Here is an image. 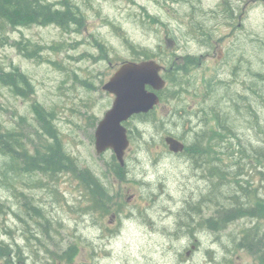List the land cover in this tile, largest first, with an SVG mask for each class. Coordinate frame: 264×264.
Returning <instances> with one entry per match:
<instances>
[{
	"label": "rangeland",
	"instance_id": "1",
	"mask_svg": "<svg viewBox=\"0 0 264 264\" xmlns=\"http://www.w3.org/2000/svg\"><path fill=\"white\" fill-rule=\"evenodd\" d=\"M48 1L70 13L67 30L53 22L3 24L0 73H21L33 91L15 93L0 82V123L16 131L35 157L58 154V135L77 169L99 178L110 201L103 210L92 209L72 172L5 178L0 155V242L17 245L27 264H58L53 253L72 244L77 254L69 264H264V0H233L234 15L223 7L232 0ZM130 44L165 64L173 51L191 57L181 71L170 66L168 77L176 73L183 84L178 95L167 93L151 118L125 125L131 140L121 180L111 172L113 154H96L94 132L113 101L102 86L121 62L131 60ZM233 48L244 54L243 61ZM219 51L227 59L218 61ZM248 66L254 79L243 73ZM243 84H254V94ZM166 86L173 91L172 84ZM211 108L231 111L228 129L214 132L213 150L170 155L163 143L167 134L184 140L187 135L188 144L218 127ZM46 114L56 131H46ZM210 163L224 171L218 181L208 177ZM238 167L243 175L228 176ZM244 181L253 193L236 187ZM208 194L224 203L223 210L239 207L245 213L223 223L215 206L205 209L196 216L197 237L185 238V228L175 221H185L184 208ZM26 202L40 207L42 217L27 212ZM44 217L51 222L47 233L39 226ZM206 218L217 219L219 234L231 241L210 237L198 225ZM210 247L216 257L207 253ZM16 255H0V264H17Z\"/></svg>",
	"mask_w": 264,
	"mask_h": 264
},
{
	"label": "trees",
	"instance_id": "2",
	"mask_svg": "<svg viewBox=\"0 0 264 264\" xmlns=\"http://www.w3.org/2000/svg\"><path fill=\"white\" fill-rule=\"evenodd\" d=\"M69 15V12L61 13L58 11H53L51 7L48 4L43 3L42 0H0V33H2L1 31L3 30V24L12 26L13 28H17V26L20 25L25 26L37 22H41L44 24L53 22L56 25H59L63 30H67L65 18H67ZM132 49L133 52H137L134 47H132ZM140 54L142 53H136L138 57L140 56ZM0 82L4 85L9 86L15 93L21 92L27 87H29L30 90L33 91L32 86L29 84L27 78L17 71H13L11 73H0ZM178 90L179 88L171 92H165L168 93V96L175 97L178 95ZM165 92L160 93L162 100L164 99ZM21 94L24 93L21 92ZM39 109L40 108L38 106L34 107L35 111ZM211 109L213 111V114L215 115V118L216 116L218 117L219 110H217L216 108ZM52 118L53 117L51 115L48 116L46 114L44 116V121L48 124V128L46 131H56L53 125ZM213 131L216 132L217 130L214 129ZM207 137L212 139L214 136L203 134L201 139L194 141V143L189 142L185 149L186 153L191 154V156L193 157L196 154L198 155L203 152L209 154L210 150H207V147L213 150V145L209 140L206 143ZM54 138H56L55 135ZM55 143L60 149V151H58L59 156H61L60 158L58 157L57 152H54L52 155L47 154L46 158H42L40 155H37V157H35L33 154L29 155V152L26 149L25 144L21 142L18 133L16 131L9 130L3 127V125L0 123V155L6 159L3 167L1 168V171L4 173V177L7 178L8 176H11L12 178L18 179L21 174H28L29 172H42L47 175L49 174V176L53 178L57 173L61 174V172H72L78 179L83 182L81 184L84 189L85 198L90 197L91 208L103 210V208L105 207V203L110 201V199L104 198L105 192L103 189V183H101L99 178H97L89 169H77V166L74 164L72 158L66 151H64L58 135L57 141ZM60 147L62 148V150ZM113 161L114 164L111 167L112 174L121 180L125 179L124 168L120 167L115 162L114 157ZM211 162L214 161L211 160ZM205 170L208 172L209 179L213 177L216 178L217 181L222 177V173H224V171L221 170L218 164L215 165L212 163L207 165ZM236 187L238 186L236 185ZM217 190V188H213L212 192L214 193ZM241 190L245 191V189L243 188H241ZM208 200H211L210 197H208ZM25 208L27 209V212L34 211L36 215L42 217L39 210L40 207L26 202ZM216 210L218 218L222 220L221 210L218 207H216ZM239 213L244 214L245 212L240 211L239 207L235 208V215H239ZM209 221L218 222L217 219L210 218L207 220L208 226ZM39 226L44 230L45 233H47V230L51 226V222L48 218L44 217L43 219H41V223H39ZM6 232L9 233V231ZM245 243L246 242L244 241L242 244ZM14 248L15 249H13L9 244L0 242V255L6 258L9 257L11 253H15L17 254V264H26L24 263V258L19 247L17 245H14ZM13 250L16 251L14 252ZM53 254L55 255V259L53 258L54 260H58L59 262L71 263L73 258L77 254V250L75 244H72L69 245L65 250Z\"/></svg>",
	"mask_w": 264,
	"mask_h": 264
},
{
	"label": "water",
	"instance_id": "3",
	"mask_svg": "<svg viewBox=\"0 0 264 264\" xmlns=\"http://www.w3.org/2000/svg\"><path fill=\"white\" fill-rule=\"evenodd\" d=\"M160 69L152 61L125 62L102 86V90L113 95L114 100L95 129L94 148L98 155L111 150L123 165L129 141L122 123L133 115L148 113L158 104L159 99L154 91L161 90L165 84L159 76ZM146 87L153 91H148ZM165 141L173 153L183 149V145L173 138L168 137Z\"/></svg>",
	"mask_w": 264,
	"mask_h": 264
},
{
	"label": "bare ground",
	"instance_id": "4",
	"mask_svg": "<svg viewBox=\"0 0 264 264\" xmlns=\"http://www.w3.org/2000/svg\"><path fill=\"white\" fill-rule=\"evenodd\" d=\"M209 196H210V194H208V197ZM210 199L211 200H208V198H207L205 201L203 199H201V200L198 199V201H196V202L201 203V204H196V203H195L196 205L195 204H192L193 206H195V209H190V206H192V205L189 204L188 207L186 206L184 208V209H188L189 210V211L186 210V213H188V215L186 216L185 221H182V219H178V218H177V222L175 221L176 226L177 225H180L181 227H184L185 228L184 230L187 233V235H186L185 238L197 237V234H196V230H197V228H196V226H197L196 225V221L198 220L199 216L201 215L199 213H202V211L205 210V209H209V208H212V207L214 208V206L215 207H218L221 210V213H222V221H223V223H229V222L233 223L234 221H236L235 219L237 218V216L235 215V207H232L233 208L232 211H231V209H225V210H223L224 203H222L219 198L216 201H214L213 198H211V197H210ZM226 199H227V202L228 203L230 201H233V197L232 196H228ZM206 206H209V207H206ZM197 215H199V216L196 219V216ZM206 219H208V218H206ZM206 230L208 231V235L210 234L211 235L210 237L214 238L216 242H219L221 240L222 241L223 240L224 241L225 240L231 241L230 239H226V237L223 234H219L221 232H219L220 230L217 227V222L216 221H213V222H210L209 221V226H208V229H206ZM215 241L213 242V246L216 243ZM206 251L209 254H211V253L214 252L213 254L215 256L216 251L214 249H212L211 247L208 250H206ZM211 256L213 257V255H211Z\"/></svg>",
	"mask_w": 264,
	"mask_h": 264
},
{
	"label": "flooded vegetation",
	"instance_id": "5",
	"mask_svg": "<svg viewBox=\"0 0 264 264\" xmlns=\"http://www.w3.org/2000/svg\"><path fill=\"white\" fill-rule=\"evenodd\" d=\"M223 5H226L228 8H229V10L230 11H232V13H233V15L235 14V10H234V8H233V0H232V2H223ZM226 15L225 16H227V12L225 13ZM232 53H234V54H239V53H237V52H235V49L233 48L232 49ZM218 54H219V56H218V61H222V59H227L226 57H225V54H223V53H221V51H219L218 52ZM227 55V54H226ZM228 56V55H227ZM244 56V54L242 53L241 55H238V58L236 59L237 61H243V57ZM182 60V58H174L173 59V61H181ZM247 61H249V60H247ZM234 63V62H233ZM232 63V64H233ZM225 66V65H224ZM231 72H232V70H231ZM243 73L246 75V76H250L249 78H251V79H254L255 78V76H254V73L252 72V70L250 69V67L248 66L246 69H243ZM261 78H263L262 80H263V82H264V77H261ZM243 86H244V88H245V90L246 91H250L252 94H254V91H255V85L253 84V85H245V84H243ZM242 86V87H243ZM218 127L219 128H221V129H223L225 126H228V123H227V121H226V119L224 118V117H221L220 118V121H219V123H218ZM245 182V181H244ZM248 189L250 190L251 188L250 187H248ZM255 191V190H254ZM244 192V191H243ZM245 193V192H244ZM250 193H252V192H248V194H250ZM194 203H196V204H201V203H198V202H194ZM190 209H195V206H190ZM192 214V213H191ZM241 237H243V235H241V236H238V239H240Z\"/></svg>",
	"mask_w": 264,
	"mask_h": 264
}]
</instances>
